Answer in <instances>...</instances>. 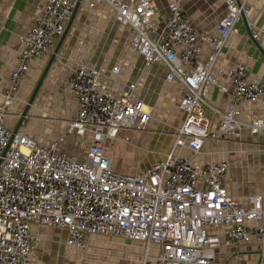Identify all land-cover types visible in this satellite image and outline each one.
I'll use <instances>...</instances> for the list:
<instances>
[{
  "label": "built area",
  "instance_id": "1",
  "mask_svg": "<svg viewBox=\"0 0 264 264\" xmlns=\"http://www.w3.org/2000/svg\"><path fill=\"white\" fill-rule=\"evenodd\" d=\"M108 5L115 20L132 34L131 48L143 58L144 68L156 63L166 69L165 81L177 83L179 106L185 113L175 129V144L165 159L135 174L113 167L108 142L122 132H146L151 114L136 97V82L114 93L107 73L77 56L68 87L77 101L76 117L56 141L42 143L21 128L14 133L5 124L22 80L34 59L52 51L71 19L76 0H48L44 16L22 37V51L13 68L0 105V264H31L30 255L41 238L34 227L61 228L68 244L81 249L94 236L119 237L143 245L144 264H223L216 250L252 240L264 247V199L248 197L242 205L229 194L225 180L229 160H200L207 144L231 141L241 128L264 135V116L246 123L239 120V105L264 104V81L249 79L243 64L227 72L230 85L220 86L213 74L223 49L247 0H225L226 13L216 31L197 27L180 0L161 13L153 0H91ZM252 35L259 39L260 29ZM204 47L211 50L203 59ZM230 97L226 110L207 99L210 85ZM220 119L212 128L207 115ZM91 139L85 159L59 150L77 135ZM129 143L128 139H126ZM185 149L177 154V149ZM213 228L212 232L210 229Z\"/></svg>",
  "mask_w": 264,
  "mask_h": 264
},
{
  "label": "crops",
  "instance_id": "2",
  "mask_svg": "<svg viewBox=\"0 0 264 264\" xmlns=\"http://www.w3.org/2000/svg\"><path fill=\"white\" fill-rule=\"evenodd\" d=\"M91 0H82L72 26L64 39L43 84L30 107L29 116L21 130L42 143L56 141L66 124L76 117L78 104L68 87V79L76 67L77 56L83 62L97 66L107 73L115 66L117 75L109 79L114 93L126 84L136 82L135 95L145 103L151 114L148 122L146 144L153 143V152H143L149 158L148 165L139 170L122 173L135 174L150 164L165 159L175 144V129L182 125L185 113L180 108L177 83L165 81L164 65L144 68L143 58L131 48L132 34L128 27L115 20L114 11L103 4L91 6ZM174 0H153L154 8L168 13L169 4ZM244 1V0H243ZM193 23L208 33H214L219 19L226 13L225 0H180ZM48 0H0V105L2 93L9 84L10 74L17 65L22 51V37L44 16ZM248 11L240 17L218 59L213 74L220 86L230 85L227 72L238 64L247 68L249 79L264 81V0H247ZM68 24V23H67ZM66 24V26H67ZM254 27L260 29L259 39L252 35ZM61 37L54 39L52 51L32 61L30 70L22 80L16 94V101L5 117V124L14 129L40 80L53 51ZM211 50L204 47L203 59L207 60ZM207 99L211 105L226 110L230 97L222 93L215 84L210 85ZM239 120L250 123L264 116V104L241 102ZM173 111V112H172ZM210 126L217 128L218 117L207 115ZM172 127V128H171ZM137 133V134H136ZM139 137L138 132H123V137ZM145 134V135H146ZM231 141L220 140L207 144V151L217 152L200 160L227 159L230 170L225 186L233 197L248 207V197L259 194L264 199V135H254L249 128L237 131ZM90 135H74L59 145V150L80 160L85 159ZM87 142V146H81ZM113 144L108 142L109 147ZM178 148L176 153L183 154ZM212 232L213 228L210 229ZM33 232L41 238L30 255L31 264H144L143 245L119 237L94 236L87 240L88 247L81 249L68 244L69 233L65 229L34 227ZM216 259L223 264H264V247L257 241L233 248L216 250ZM151 264V263H148Z\"/></svg>",
  "mask_w": 264,
  "mask_h": 264
},
{
  "label": "rangeland",
  "instance_id": "3",
  "mask_svg": "<svg viewBox=\"0 0 264 264\" xmlns=\"http://www.w3.org/2000/svg\"><path fill=\"white\" fill-rule=\"evenodd\" d=\"M138 134L140 136L136 137V139L134 137H130V134H128V137L120 135L118 140L112 141L113 144L109 147L108 155L112 160L113 167L116 170L131 172L133 170H139L140 165H142V167L148 165L149 158L144 157L143 152L154 151L153 153H155V155H160L158 154L161 152L160 150H154V148H152L153 143H149L148 145L146 144L147 139L144 137L148 134H146L145 131L138 132ZM126 139H128L129 143L125 142ZM85 145L87 146V142H84L81 146L85 147ZM216 152L217 151L215 150V153Z\"/></svg>",
  "mask_w": 264,
  "mask_h": 264
},
{
  "label": "water",
  "instance_id": "4",
  "mask_svg": "<svg viewBox=\"0 0 264 264\" xmlns=\"http://www.w3.org/2000/svg\"><path fill=\"white\" fill-rule=\"evenodd\" d=\"M238 1L240 2V0H238ZM81 2H82V0H76V6H75L74 12H73V14L71 16V19L69 20V22H68V24H67V26L65 28V31H64V33L62 34V36H61V38L59 40V43L55 47V49L53 51V54L51 55V57H50V59H49V61L47 63V66L44 69L43 74H42L40 80L38 81L34 91H33V94L31 95V97H30L26 107L24 108L23 112L21 113L19 122H18L17 126L14 128V133H16L21 128L22 124L26 121L27 117L29 116V110H30V107H32V105H33L34 98L37 95L38 91L40 90V88H41V86L43 84V81L45 80V78H46V76H47V74H48L53 62L55 61V59H56V57L58 55L60 47H61L64 39L66 38L71 26H72L73 20H74L76 14H77V11H78V9H79V7L81 5Z\"/></svg>",
  "mask_w": 264,
  "mask_h": 264
},
{
  "label": "bare ground",
  "instance_id": "5",
  "mask_svg": "<svg viewBox=\"0 0 264 264\" xmlns=\"http://www.w3.org/2000/svg\"><path fill=\"white\" fill-rule=\"evenodd\" d=\"M244 15V14H243Z\"/></svg>",
  "mask_w": 264,
  "mask_h": 264
}]
</instances>
